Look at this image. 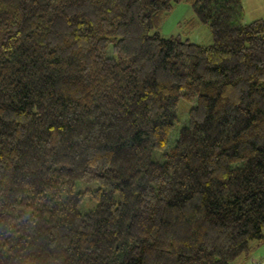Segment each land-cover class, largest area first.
Returning a JSON list of instances; mask_svg holds the SVG:
<instances>
[{"label":"trees","instance_id":"obj_1","mask_svg":"<svg viewBox=\"0 0 264 264\" xmlns=\"http://www.w3.org/2000/svg\"><path fill=\"white\" fill-rule=\"evenodd\" d=\"M243 1L0 0V264H237L263 242ZM180 3L211 43L161 36Z\"/></svg>","mask_w":264,"mask_h":264},{"label":"rangeland","instance_id":"obj_2","mask_svg":"<svg viewBox=\"0 0 264 264\" xmlns=\"http://www.w3.org/2000/svg\"><path fill=\"white\" fill-rule=\"evenodd\" d=\"M244 12V20L246 21L252 22L257 19L264 20V0H246ZM191 20H196L192 6L187 3L177 4L163 20L159 33L164 38L178 37L181 40H188L197 44L211 43L210 30L208 26L200 23L199 25H189ZM183 104L185 103H181V105ZM186 110L187 107L184 105L181 108L183 116L186 115ZM253 246L254 248L251 251V257L254 255V257H256L254 258V261L259 259L261 261L260 264H264V242H261L259 246L257 243H253ZM245 264H251V261L248 260Z\"/></svg>","mask_w":264,"mask_h":264},{"label":"crops","instance_id":"obj_3","mask_svg":"<svg viewBox=\"0 0 264 264\" xmlns=\"http://www.w3.org/2000/svg\"><path fill=\"white\" fill-rule=\"evenodd\" d=\"M245 1L246 0H244L243 1V6L245 7ZM243 7V8H244ZM245 13V12H244ZM245 22H249V21H246L245 20ZM264 242V241H263ZM261 244V243H260ZM259 246V245H258ZM257 252H258V250H257ZM256 256H257V254H256ZM254 258H256V257H254V255H253V257H251V253H250V255L247 257V258H240L238 261H237V264H245L248 260H250V259H254Z\"/></svg>","mask_w":264,"mask_h":264},{"label":"built area","instance_id":"obj_4","mask_svg":"<svg viewBox=\"0 0 264 264\" xmlns=\"http://www.w3.org/2000/svg\"><path fill=\"white\" fill-rule=\"evenodd\" d=\"M258 261V262H257ZM257 261H254V263L253 264H260L261 263V261L258 259Z\"/></svg>","mask_w":264,"mask_h":264}]
</instances>
